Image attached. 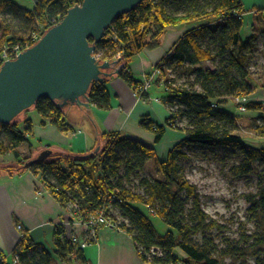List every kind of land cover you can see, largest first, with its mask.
Returning <instances> with one entry per match:
<instances>
[{
  "label": "trees",
  "instance_id": "1",
  "mask_svg": "<svg viewBox=\"0 0 264 264\" xmlns=\"http://www.w3.org/2000/svg\"><path fill=\"white\" fill-rule=\"evenodd\" d=\"M71 5L69 0H38L33 9H27L13 0H0V67L5 47L23 44L36 32H41L42 37L62 20ZM6 13L11 18L4 17ZM244 13L243 0H145L131 12L117 17L96 43L98 49L121 54L124 67L118 71V78L138 93L142 83L129 70L132 60L141 53L159 50L168 29L185 27L183 35L153 66L159 71L155 82L163 85L162 100L171 116L162 124L149 116L139 120V127L154 135V144L160 143L167 128L184 134L164 160H158L154 149L138 140L107 133L103 135L104 145L87 154L52 153L46 161L29 167L34 175H40V182L62 208L75 203L84 216L111 201L109 217L120 231L130 236L144 263L218 264L212 258L214 245L209 235L224 227L201 209L196 187L185 179L180 165V160L186 158L184 147L200 144L238 154L240 160L231 170L237 178L252 173L256 165L264 167V148L252 147L234 133L235 116L221 106L229 98L246 100L256 89L248 65L256 52L258 34L241 38ZM89 43L94 44L93 39L89 38ZM206 62L215 64V68L205 69ZM180 76L186 78L182 84L178 83ZM108 81L93 83L88 92L89 103L100 110L110 109ZM144 98L146 93L142 95ZM31 109L43 119L42 125L50 123L62 132L70 130L64 108L56 102L41 98ZM245 109L258 112L263 108L261 102L249 100ZM180 118L186 120L183 127L177 124ZM16 119L9 125H0V156L11 153L19 162L17 169L6 168L8 171L25 170V163L31 160H20L16 148L29 144L32 122L25 120L21 124ZM256 133L264 137V127H257ZM151 160L156 162L162 179L143 178L139 184L144 193H134L128 188L130 179ZM249 202L252 219L264 221V192L252 196ZM137 203L169 227L162 236L157 235L150 219L136 208ZM115 212L122 222L116 221ZM195 235L202 237L200 243L193 239ZM251 239L245 237L244 248L235 246L223 255L238 264H250L247 255L252 250L254 264H264V238L250 242ZM54 247V256L62 263L69 264L75 259L78 264H85L83 250L65 236L59 225L54 230ZM151 248L161 249L164 255L149 260ZM176 249L183 252V259L175 256ZM12 255L17 264H52L50 253L35 244L27 233L22 234Z\"/></svg>",
  "mask_w": 264,
  "mask_h": 264
},
{
  "label": "crops",
  "instance_id": "2",
  "mask_svg": "<svg viewBox=\"0 0 264 264\" xmlns=\"http://www.w3.org/2000/svg\"><path fill=\"white\" fill-rule=\"evenodd\" d=\"M243 8L245 13L240 35L246 39L261 29L264 31V0H243ZM185 31L177 28L167 30L161 41L163 47L136 56L129 66L134 79L142 83L144 74L152 70ZM108 80L109 110H100L90 103L88 107L79 106L86 109L100 140L103 142L104 134L118 133L152 147L158 160H164L167 153L184 138V134L167 128L160 143L154 144V135L139 127L142 116H149L158 124L171 116L162 100L163 85L154 81L147 90L146 98L140 99L118 75ZM246 100L264 101V89L255 91ZM79 107L70 106L64 110L65 121L70 128L67 132L58 130L50 123L42 125L43 119L33 109L25 112L22 119L31 120L33 128L30 138H36L38 144L35 147L29 143L23 151L19 150L22 144L18 146L16 150L20 160L32 158L41 149L55 148L72 155L91 152L97 144V133L89 117ZM30 111L37 113L34 118L28 114L32 113ZM7 156L10 157L8 164H4L5 155L0 156L3 159L0 163V264H16L12 250L23 233H27L35 244L43 246L50 253L52 264H64L54 256V230L57 223L64 219L63 208L36 178L37 175L29 169L15 170L19 167L18 160L11 153ZM6 168L15 169L8 171ZM17 225H21L22 230H17ZM82 250L85 264H147L136 253L130 236L120 230L99 228L96 241ZM69 264L78 263L72 259Z\"/></svg>",
  "mask_w": 264,
  "mask_h": 264
},
{
  "label": "rangeland",
  "instance_id": "3",
  "mask_svg": "<svg viewBox=\"0 0 264 264\" xmlns=\"http://www.w3.org/2000/svg\"><path fill=\"white\" fill-rule=\"evenodd\" d=\"M13 1L27 9H33L38 0ZM4 17L11 18L8 13H6ZM177 29L183 30L185 27H178ZM262 32V29L257 32L256 52L248 65L253 78L252 84L256 86L255 91H263L264 89V34ZM163 40L164 35L161 41ZM117 67H120L118 70L116 69L119 71L124 67V63L120 61ZM203 67L205 69H214L215 64L206 62ZM151 71L145 73L143 78H149ZM156 78H154V81ZM177 79L179 81L178 83L181 84L186 80L185 76L177 77ZM135 94L137 95L138 93L135 92ZM248 101L249 100L245 99L229 98L225 100L221 106L224 110L235 116L236 122L232 127L234 133L241 136L246 144L255 148H264V137L256 133L257 127H264V101H259L262 103V111L240 112L239 110L241 106H243V103L246 105ZM177 108V106L174 107V110H177ZM30 112L32 113L28 114H32L33 118L37 114L35 111ZM23 116L24 113H22L21 117L16 119L17 122H21L22 124ZM185 123L186 120L184 118H180V120L177 121L180 127L185 126ZM30 139L31 142L29 143L36 147L38 140L36 138L34 140L32 137ZM104 143L105 139L102 144ZM25 148H28V144H22L19 150L23 151ZM183 150L186 158L180 160V165L183 168L185 179L196 187L201 209L208 214L211 219L216 220L224 227L221 230H213L209 235L214 245L212 258L216 259L218 264H238L230 257L224 256L223 253L235 246L240 249L244 248L245 245H243V240L247 236L252 238L250 242L255 241V238H264V221L259 222L252 219L249 212L251 206L249 202L250 198L261 191L264 192V167L256 165L252 173L237 178L233 175L231 170L234 165L238 164L240 157L229 149L197 144L191 147H184ZM2 160L3 159L0 157V163ZM9 160L10 157L6 154L4 164H8ZM143 178L149 180L162 179V175L158 172L155 161H148L145 164L144 170L130 179L131 183L128 184V188L134 193L143 194L144 189L139 184L140 180ZM135 206L150 219L157 235L162 236L169 229L160 218L149 214L142 204L137 203ZM115 215L118 223L123 221L117 212H115ZM193 239L200 243L202 237L200 235H195ZM174 254L179 260L185 257L183 252L179 249H176ZM247 256L248 262L254 264L255 257L252 250H249Z\"/></svg>",
  "mask_w": 264,
  "mask_h": 264
},
{
  "label": "water",
  "instance_id": "4",
  "mask_svg": "<svg viewBox=\"0 0 264 264\" xmlns=\"http://www.w3.org/2000/svg\"><path fill=\"white\" fill-rule=\"evenodd\" d=\"M144 1L82 0L81 5L68 9L62 20L35 44L14 60L3 62L0 67V125L11 124L41 98L56 102L60 108L88 107L92 84L118 75L110 63L94 58L96 43L103 39L105 30L117 17L131 12ZM89 38L94 44L89 43ZM79 108L86 113L84 107ZM90 121L97 133L94 148H99L102 141ZM52 153L66 154L55 148L41 149L24 168L46 161Z\"/></svg>",
  "mask_w": 264,
  "mask_h": 264
},
{
  "label": "built area",
  "instance_id": "5",
  "mask_svg": "<svg viewBox=\"0 0 264 264\" xmlns=\"http://www.w3.org/2000/svg\"><path fill=\"white\" fill-rule=\"evenodd\" d=\"M69 3L72 4L70 7L72 8L76 5H81L82 2L81 0H69ZM40 34L41 32L33 33L30 37L25 39V42L23 44L18 43L14 44L11 47H5L1 56L2 63L9 60H14L21 52L35 44L41 38ZM93 56L98 61L110 63L111 68L117 70L120 68L117 67V64H119L121 61L120 53L112 55V53L109 52L108 49L95 48ZM158 75L159 71L157 69H153L151 71L150 77L143 80V84L137 94L138 98L141 99L142 95L147 93L148 88L153 84L154 78H156ZM239 111H246L244 103ZM36 178L40 181V175H37ZM110 203L111 201H105L102 208H100L93 214L84 216L82 215V211L77 204L70 203L67 207L64 208V219L58 222L57 226L59 225L64 228L65 236L70 239L73 244H77L81 249H85L91 243H94L96 241V233L99 228L119 231L118 224L114 221V219L109 217L108 210L110 211L111 209V206L109 205ZM16 228L17 230H22L21 225H17ZM163 255L164 252L161 249L151 248L149 253L147 254V258L151 260L152 257H162ZM15 263L17 264L16 259Z\"/></svg>",
  "mask_w": 264,
  "mask_h": 264
}]
</instances>
